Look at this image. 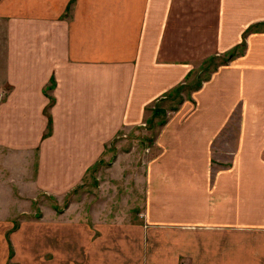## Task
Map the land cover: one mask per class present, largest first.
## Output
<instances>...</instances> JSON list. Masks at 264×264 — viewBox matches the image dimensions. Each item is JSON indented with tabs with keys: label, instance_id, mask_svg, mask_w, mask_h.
Masks as SVG:
<instances>
[{
	"label": "crops",
	"instance_id": "1",
	"mask_svg": "<svg viewBox=\"0 0 264 264\" xmlns=\"http://www.w3.org/2000/svg\"><path fill=\"white\" fill-rule=\"evenodd\" d=\"M177 90L140 149L127 259L264 264V0H0V248L6 228H29L12 225L8 186L67 196ZM67 220L48 228H80L78 260L52 251L46 264H104L116 244L102 225Z\"/></svg>",
	"mask_w": 264,
	"mask_h": 264
},
{
	"label": "rangeland",
	"instance_id": "2",
	"mask_svg": "<svg viewBox=\"0 0 264 264\" xmlns=\"http://www.w3.org/2000/svg\"><path fill=\"white\" fill-rule=\"evenodd\" d=\"M227 57L228 55L212 59L196 69L187 82L186 90L193 88L205 78L208 70L218 62L228 61ZM179 90L170 95L169 100L155 107L151 120L149 119L143 127H138L130 133L123 132L109 143L103 158L93 169L88 170L81 185L67 196L54 199L42 194H34L26 185H23L19 191L13 189L12 193L10 191L12 186H8L7 193L9 195L11 193L10 196L15 195L18 201L8 200L7 193L5 196L2 195V201L5 200L12 214L20 213L16 218H12L11 223L14 227L22 225L29 228L4 230L6 248L5 250L0 248V261L3 263L5 260L3 264H46L53 256L52 251H56L55 255L65 251L69 253L71 262H77L80 228L78 226L48 228L50 225L53 226L52 220H56L54 225L60 227L69 219L70 223L80 222L94 228L96 225H102L103 231L99 233L102 238L100 241L116 244L114 248L106 249L105 245L100 243L102 258L107 260L104 264L107 262L134 264L136 260H138L136 264H139L138 250L130 248V259H127V250L123 245L125 243L127 247V242L130 240H141L140 228H125L132 221L138 220L136 213L142 201L139 185L135 183V177L139 176L137 166L141 165L140 149L148 145L158 125L164 122L165 111L176 105ZM118 153L121 157L114 166L112 162ZM23 172V176H26L30 173V169H25ZM116 224L119 228H110ZM111 234L112 238H110ZM54 242L59 243L54 245Z\"/></svg>",
	"mask_w": 264,
	"mask_h": 264
},
{
	"label": "trees",
	"instance_id": "3",
	"mask_svg": "<svg viewBox=\"0 0 264 264\" xmlns=\"http://www.w3.org/2000/svg\"><path fill=\"white\" fill-rule=\"evenodd\" d=\"M232 55H233V54L230 53V54L228 55L227 59H230V58L232 57ZM227 59H226V60H227ZM94 167H95V166H94ZM94 167H93V168H94ZM93 168H92V169H93Z\"/></svg>",
	"mask_w": 264,
	"mask_h": 264
}]
</instances>
